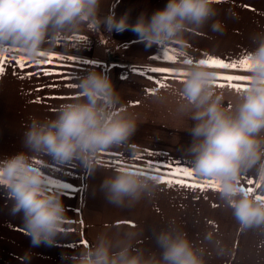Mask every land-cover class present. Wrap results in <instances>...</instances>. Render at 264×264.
Masks as SVG:
<instances>
[{
  "label": "crops",
  "instance_id": "1",
  "mask_svg": "<svg viewBox=\"0 0 264 264\" xmlns=\"http://www.w3.org/2000/svg\"><path fill=\"white\" fill-rule=\"evenodd\" d=\"M167 2L103 0L101 15L111 10L119 18L127 13L129 23L134 24L141 14L150 17ZM214 7L217 15L200 29L189 30L182 42L165 46L146 48L131 30L120 33L103 27V30H90L97 36L94 41L72 33L56 39L49 52L57 57L52 63L37 65L16 51L6 53L4 73L0 75V158L25 150L23 134L32 118L53 119L61 104L80 98L79 80L93 70L105 72L107 65L127 66L115 86L120 97L117 110L122 107L137 124V130L127 142L100 155L96 172L90 174L87 170L84 186L85 169L78 162L58 166L49 157L34 161L45 172L49 188L62 194L67 208L68 233L59 236L53 245L31 246L20 217L9 214V203L0 189V264H21L18 257L27 250L33 253L30 264H70L65 254L71 256L85 248L86 236L94 244L102 234L114 243H130L132 252L143 253L145 259L158 257L155 234L168 229L185 234L203 264H264V225L242 229L219 190L201 191L159 182L168 172L169 164L194 169L186 149L192 143L189 130L195 122L190 119L191 111L181 109L177 94L187 75L183 69L190 66L184 60L198 63L200 59L214 57L226 63L239 61L255 47L252 37L264 33V0H219ZM215 22L220 23L221 31L212 30ZM96 43L103 44L104 52L110 54L109 60L101 57ZM43 47L48 48L49 44ZM166 49L176 55L174 61L163 59ZM49 54L39 61L47 60ZM21 58L25 63L23 68L18 64ZM209 69L216 73L215 87L223 95L224 107L233 109L243 91H236L228 81L218 78L226 75L247 78L248 71ZM231 83L248 85L246 80ZM134 156L141 159H133ZM120 168L157 177L153 179L151 195H143L131 206L109 204L100 185L105 176L116 174ZM194 179L204 182L212 178L196 174ZM249 179L254 183L248 184ZM240 183L245 189L254 188L252 196H264V180L255 170L245 174ZM256 183L260 184L259 188H255ZM208 234L211 240L206 239Z\"/></svg>",
  "mask_w": 264,
  "mask_h": 264
},
{
  "label": "clouds",
  "instance_id": "2",
  "mask_svg": "<svg viewBox=\"0 0 264 264\" xmlns=\"http://www.w3.org/2000/svg\"><path fill=\"white\" fill-rule=\"evenodd\" d=\"M217 0H168L151 16L141 14L134 24L128 14L114 11L101 15L103 0H0V54L16 51L39 61L51 51L56 39L68 33L99 29L133 31L146 48L182 42L184 34L200 29L217 15ZM213 31H221L219 22ZM48 43L49 47L43 46ZM249 81L233 109L223 105L215 87L216 73L204 64L184 68L187 75L177 94L182 110L191 111L192 143L186 154L197 174L215 178L221 198L233 209L242 229L264 225V200H258L241 186V178L255 170L264 177V33L252 37ZM79 99L60 105L53 119L32 118L23 134L25 150L0 158V189L9 203V214L19 216L31 246L53 245L68 233L67 208L62 194L48 186V179L34 161L49 157L58 166L79 163L95 173L100 155L127 142L137 124L125 114L111 77L90 71L78 83ZM178 142V138H177ZM153 179L138 171L119 169L105 176L100 185L106 201L131 206L143 195H151ZM128 202L126 205L125 202ZM211 240V234L206 236ZM159 255L145 259L133 253L131 244L113 242L106 235L71 256L70 264H203L187 236L173 229L155 234ZM31 250L18 257L30 264Z\"/></svg>",
  "mask_w": 264,
  "mask_h": 264
},
{
  "label": "snow or ice",
  "instance_id": "3",
  "mask_svg": "<svg viewBox=\"0 0 264 264\" xmlns=\"http://www.w3.org/2000/svg\"><path fill=\"white\" fill-rule=\"evenodd\" d=\"M217 2H219V0H217ZM41 55L44 57L45 54L41 53ZM180 55H183V53H180ZM6 53H2L0 54V75H3L4 73V61L6 59ZM55 59H57V57L55 55L49 54L47 60L44 61H35V63L37 65L40 64H47V63H52ZM68 59L73 60L75 59V57H68ZM163 59L167 60V61H174L176 59V55L175 54H169V51L166 49L165 50V56L163 57ZM93 64H96L97 62H90ZM184 63L191 65L193 63L192 59H186L184 60ZM198 63L207 65L209 67H217V68H223V69H240L243 71H249L250 70V57L248 56V54L244 55L241 59H239V61H234V62H229L226 63L221 59L218 58H214V57H207L205 59H200ZM18 64L21 68H23L25 66L24 60L23 58H21L18 61ZM137 72H140V69H136ZM151 71L154 72H162V73H168L170 70L168 69H151ZM45 75H48L50 73H44ZM23 78V77H21ZM218 79H222L225 81L229 82V86L235 88L236 91H244L246 90L247 85L246 84H236V83H231L234 81H247V83H249L248 79L245 77H241V76H233V75H226V76H222L219 77ZM158 82V81H157ZM163 86V85H161ZM219 87H224V84H219ZM133 159H141L140 156H134L132 157ZM149 166L151 167V162H149ZM122 169V168H120ZM119 170V169H118ZM159 171V169H157ZM144 174V173H141ZM196 171L195 169H188V168H182V167H173L171 164L168 165V172L162 176L159 180V182L161 183H165L169 186L172 185H179L181 187H187V188H191V189H199L201 191L207 189V188H213L216 190H221L219 188V183L215 178L212 179H206L204 182H200L197 181L196 179H194V176L196 175ZM152 179L156 180L157 177H152ZM261 180H264V177H261ZM248 184H253L254 181L249 179ZM260 184L256 183L255 184V188H259ZM245 189V188H244ZM248 193H252L254 191V188L249 187L247 189H245ZM256 198L258 200H264V196H260L257 195ZM85 245H87V242H84Z\"/></svg>",
  "mask_w": 264,
  "mask_h": 264
},
{
  "label": "rangeland",
  "instance_id": "4",
  "mask_svg": "<svg viewBox=\"0 0 264 264\" xmlns=\"http://www.w3.org/2000/svg\"><path fill=\"white\" fill-rule=\"evenodd\" d=\"M101 29L103 30V26L101 27ZM72 35H77V36H80L81 38H85V39H93V41H94V37H97V36H94V34L90 32V30H85L83 28L78 32L72 33ZM103 42H104V44H106V42L104 40H103ZM99 43H96V47H97V49L100 50V52H102L101 57L103 56L105 58V60H109L110 54L107 52H104L105 49H104L103 44L100 45ZM111 47L113 48V46H111ZM118 56H119V59H121V53L120 52H119ZM105 70H106L105 73L111 77V80H112L114 87H115L118 84V82L121 80V76H122L123 72L127 71V66H125V65H113V66L107 65ZM85 239H86L85 241L87 242V245H85V247H89V246L93 245V243H92L93 241L91 239H89L88 236H86Z\"/></svg>",
  "mask_w": 264,
  "mask_h": 264
},
{
  "label": "trees",
  "instance_id": "5",
  "mask_svg": "<svg viewBox=\"0 0 264 264\" xmlns=\"http://www.w3.org/2000/svg\"><path fill=\"white\" fill-rule=\"evenodd\" d=\"M86 173H87V170L85 169L84 174H83V182H82L83 186L86 184L85 183L86 182Z\"/></svg>",
  "mask_w": 264,
  "mask_h": 264
}]
</instances>
